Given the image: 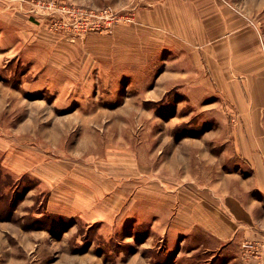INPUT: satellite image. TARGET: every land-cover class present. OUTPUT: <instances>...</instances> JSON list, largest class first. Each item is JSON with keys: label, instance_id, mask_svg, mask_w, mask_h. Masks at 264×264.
Listing matches in <instances>:
<instances>
[{"label": "rangeland", "instance_id": "obj_1", "mask_svg": "<svg viewBox=\"0 0 264 264\" xmlns=\"http://www.w3.org/2000/svg\"><path fill=\"white\" fill-rule=\"evenodd\" d=\"M216 1L264 62V0ZM137 5L0 0V264L227 260L164 231L166 195L233 167L231 96L198 58L174 63Z\"/></svg>", "mask_w": 264, "mask_h": 264}, {"label": "crops", "instance_id": "obj_2", "mask_svg": "<svg viewBox=\"0 0 264 264\" xmlns=\"http://www.w3.org/2000/svg\"><path fill=\"white\" fill-rule=\"evenodd\" d=\"M137 2L134 21L158 34L174 63L190 55L210 65L213 84L227 89L238 117L232 121V169L166 195L168 204L174 201L165 207L174 227L164 232L198 237L196 249L204 247L217 262L218 253L227 256L222 264H264V62L256 34L233 23L231 11L216 0Z\"/></svg>", "mask_w": 264, "mask_h": 264}, {"label": "built area", "instance_id": "obj_3", "mask_svg": "<svg viewBox=\"0 0 264 264\" xmlns=\"http://www.w3.org/2000/svg\"><path fill=\"white\" fill-rule=\"evenodd\" d=\"M261 112H262V114H263V116H264V107H263V109H262V111H261Z\"/></svg>", "mask_w": 264, "mask_h": 264}]
</instances>
